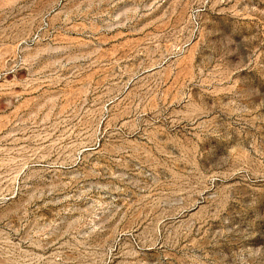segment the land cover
<instances>
[{
	"label": "rangeland",
	"instance_id": "374dc122",
	"mask_svg": "<svg viewBox=\"0 0 264 264\" xmlns=\"http://www.w3.org/2000/svg\"><path fill=\"white\" fill-rule=\"evenodd\" d=\"M0 264H264V0H0Z\"/></svg>",
	"mask_w": 264,
	"mask_h": 264
}]
</instances>
